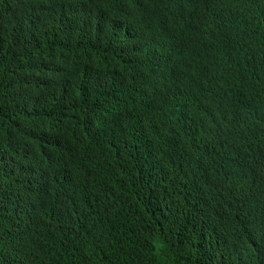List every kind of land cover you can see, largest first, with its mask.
Masks as SVG:
<instances>
[{
	"label": "clouds",
	"instance_id": "9594fccd",
	"mask_svg": "<svg viewBox=\"0 0 264 264\" xmlns=\"http://www.w3.org/2000/svg\"><path fill=\"white\" fill-rule=\"evenodd\" d=\"M254 1L30 0L22 7L25 9L8 15L0 0V74L13 76L8 86L0 81V99L5 98L7 88L14 89V93H31V88H36L38 96L46 95L50 100L64 97L76 112L75 126L81 128L72 137L50 143L60 151L62 144L72 145L68 152L73 169L61 167L42 177L27 178L28 206L23 209L7 201L8 211H21L19 217L37 212L42 220L45 216L65 220L71 212H78L76 207L82 208L81 212L93 210L99 204L97 195H90L94 190L89 179L106 182L100 190L107 191L109 206L130 212L141 210L145 206L140 205V184L135 180L149 181L152 175L148 164L158 167V174L167 181L183 179L194 186L199 180L203 186L204 176L211 177L222 168L224 152L219 140L211 137L210 123L199 128L201 117L192 111H197L203 98L214 90L211 82L233 55L242 54L241 46L232 41L225 19L233 16L222 15L231 11L250 18L257 13ZM217 6L227 10L216 12ZM61 60L68 65L79 62L85 81L104 82L113 77L123 83L125 91L98 96L97 103L86 108L88 101L82 102L76 111L70 100L73 95L51 82L55 62ZM260 93L264 100V88ZM42 105L34 101L38 114ZM6 109L4 105L0 107L1 116L8 115ZM261 110L264 116V103ZM249 115L240 113L247 145L240 149L241 145L237 155L246 168H255L260 158L257 152L264 150V143ZM50 116L51 112L42 113L44 118ZM10 126L8 121L0 128V151L7 158L6 140L21 147L17 153L10 152L6 160L8 165H15L19 174L21 159L49 135L43 131L44 137L34 136L28 142L22 130L19 136H12L14 127ZM165 137L175 146L167 155L156 150ZM127 153L144 155V162L139 165L129 160ZM130 165L136 167L138 177L126 173ZM23 170L26 172L28 165ZM217 181L210 179V188ZM161 202L162 199L152 208V219L168 214L167 203L162 206ZM248 218L223 224L215 241L231 242L235 253L243 249L246 255L253 246L251 238L245 239L244 234ZM250 263H264V248ZM86 264H95L93 255Z\"/></svg>",
	"mask_w": 264,
	"mask_h": 264
},
{
	"label": "trees",
	"instance_id": "16d2710c",
	"mask_svg": "<svg viewBox=\"0 0 264 264\" xmlns=\"http://www.w3.org/2000/svg\"><path fill=\"white\" fill-rule=\"evenodd\" d=\"M3 1L5 14L11 15L25 9L22 7L30 0ZM254 5H258L257 13L250 18L231 11L222 15L233 16L225 19L232 41L241 46L242 54L233 55L232 61L211 82L214 90L203 98L197 111H192L201 117L199 128L210 123L211 137L219 140L218 145L222 144V168L211 177L204 176L201 179L206 181L203 186L199 180L192 186L191 182L186 184L183 179L169 178L167 181L158 174V167L148 164L152 175L149 181L135 180L140 184V205L145 206L141 210L137 208L130 212L125 208L123 211V207L109 206L107 191L100 190V185L106 182L89 179V186L94 190L90 195H97L99 204L93 210L81 212L82 208L76 207L78 212H71L65 220L47 216L42 220L37 212L32 216L24 213L20 217L21 211L10 213L7 201L23 209L30 202L25 189L27 178L42 177L61 167L73 169L68 152L72 145L62 144L60 151L50 143L72 137L81 128L75 126L76 112L64 97L50 100L46 95L38 96L36 88H31V93H14V89L9 88L4 90L5 98L0 99V107H7L8 115L0 114V128L9 121L10 127H14L12 136H19L22 130L28 142L34 136L49 137H44L35 145L33 152L21 159L19 174L15 172V165H8L6 160L10 152L17 153L21 147L6 140L7 158L0 151V264H86L92 255L95 264H251L250 260L264 248V203L261 204L264 196V150L257 152L260 158L255 168H246L239 161L237 152L241 145L240 149L247 145L242 136L240 113L251 114L256 134L264 143L261 110L264 100L260 93V88H264V1L256 0ZM226 10L224 6L215 8L216 12ZM85 79L79 62L69 65L62 60L55 62L51 82L73 95L70 100L76 111L82 102L88 101L86 108L97 103L98 96L125 91L123 83L113 77L104 82ZM0 81L8 86L13 76L0 74ZM34 101L43 104L40 114L33 108ZM44 104L50 106L54 113ZM43 112H51V116L44 118ZM174 147L171 139L165 137L156 150L167 155ZM165 149L171 151L165 153ZM126 157L139 165L145 159L144 155L138 157L134 153H127ZM24 165H28L26 172ZM126 173L131 177L139 175L134 165H130ZM210 179L219 182L210 188ZM215 187L219 189L214 190ZM161 199L162 206L167 203L168 214L159 220L152 219V208ZM50 203L48 198V205ZM47 211L48 207L45 215ZM240 217H249L244 221L247 229L244 234L245 239L253 241L246 255L243 249L241 253H235L231 242L215 241L223 224L238 222Z\"/></svg>",
	"mask_w": 264,
	"mask_h": 264
}]
</instances>
